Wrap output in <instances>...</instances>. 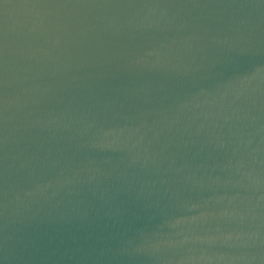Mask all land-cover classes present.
<instances>
[{
  "label": "water",
  "instance_id": "water-1",
  "mask_svg": "<svg viewBox=\"0 0 264 264\" xmlns=\"http://www.w3.org/2000/svg\"><path fill=\"white\" fill-rule=\"evenodd\" d=\"M0 264H264V0H0Z\"/></svg>",
  "mask_w": 264,
  "mask_h": 264
}]
</instances>
